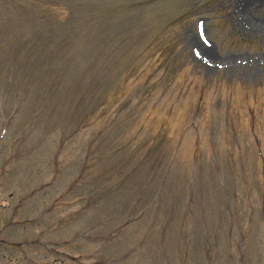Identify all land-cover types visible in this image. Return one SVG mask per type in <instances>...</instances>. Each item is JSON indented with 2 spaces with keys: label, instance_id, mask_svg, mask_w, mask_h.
I'll return each mask as SVG.
<instances>
[{
  "label": "rangeland",
  "instance_id": "1",
  "mask_svg": "<svg viewBox=\"0 0 264 264\" xmlns=\"http://www.w3.org/2000/svg\"><path fill=\"white\" fill-rule=\"evenodd\" d=\"M0 264H264V0H0Z\"/></svg>",
  "mask_w": 264,
  "mask_h": 264
}]
</instances>
